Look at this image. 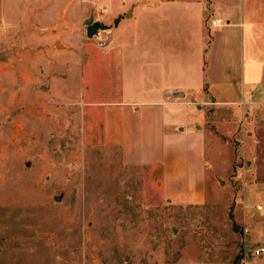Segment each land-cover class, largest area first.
I'll use <instances>...</instances> for the list:
<instances>
[{"label": "rangeland", "instance_id": "obj_1", "mask_svg": "<svg viewBox=\"0 0 264 264\" xmlns=\"http://www.w3.org/2000/svg\"><path fill=\"white\" fill-rule=\"evenodd\" d=\"M89 2L0 0V264H264L261 100L206 109L205 199L167 200L89 118L93 90L116 98L111 51L87 42L107 30L84 22L114 25L115 9Z\"/></svg>", "mask_w": 264, "mask_h": 264}, {"label": "crops", "instance_id": "obj_2", "mask_svg": "<svg viewBox=\"0 0 264 264\" xmlns=\"http://www.w3.org/2000/svg\"><path fill=\"white\" fill-rule=\"evenodd\" d=\"M97 2L115 9L113 19L129 12L106 38L87 41L111 51L102 67L115 76V99L100 100L95 89L85 102L89 118H99L101 143L118 148L124 164L156 170L167 200L202 203L206 109L258 98L264 113V0H90L87 7ZM215 17L226 23L212 26ZM127 20L130 33L114 36Z\"/></svg>", "mask_w": 264, "mask_h": 264}, {"label": "water", "instance_id": "obj_3", "mask_svg": "<svg viewBox=\"0 0 264 264\" xmlns=\"http://www.w3.org/2000/svg\"><path fill=\"white\" fill-rule=\"evenodd\" d=\"M129 16V12H126L124 14H120L119 16H117L114 19V26H117L118 22L120 19L124 18V17H128ZM85 24H86V36L88 38H92V37H98L100 31H106L109 30L111 28V25H106L104 22L99 21V20H93V14H91L88 18H86L84 20ZM29 161L26 162V164H28ZM59 195L54 196L55 200L59 199ZM255 219H260L258 218L259 216L254 215Z\"/></svg>", "mask_w": 264, "mask_h": 264}, {"label": "built area", "instance_id": "obj_4", "mask_svg": "<svg viewBox=\"0 0 264 264\" xmlns=\"http://www.w3.org/2000/svg\"><path fill=\"white\" fill-rule=\"evenodd\" d=\"M103 12H107L106 8H103ZM212 26H220L222 24H225L226 22L220 18V17H215L211 19L210 21ZM258 209L264 213V209L262 206H258ZM251 251H253L254 254H262L264 252V245L263 244H258V245H251Z\"/></svg>", "mask_w": 264, "mask_h": 264}]
</instances>
